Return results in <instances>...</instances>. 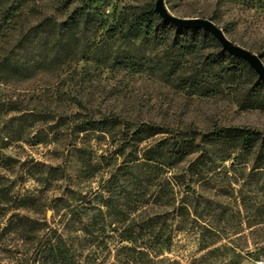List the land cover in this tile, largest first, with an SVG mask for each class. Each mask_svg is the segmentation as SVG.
I'll return each mask as SVG.
<instances>
[{"label":"trees","instance_id":"obj_1","mask_svg":"<svg viewBox=\"0 0 264 264\" xmlns=\"http://www.w3.org/2000/svg\"><path fill=\"white\" fill-rule=\"evenodd\" d=\"M35 2L0 0V39L19 24L14 44L0 46V80L48 82L16 95L44 101L30 98L11 109L19 118L33 117V124H49L50 137L37 132L32 139L54 143L65 164H42L46 170L35 179L42 189L36 192L20 194L0 175V220L10 209L54 212L50 219L12 213L0 221V240L13 233L21 242L14 250L1 246L0 264H182L163 256L180 233L195 237L198 251L207 249L188 264H210V256L218 259L215 264H233L223 253L236 230L202 224L203 215L219 218L223 212L222 202L206 198L203 190L209 188L208 174H219L228 161L233 168L244 152L253 155L256 167L264 164V131L174 127L123 115L94 93L98 87L111 94L113 88L100 86L104 72H148L201 95L217 86L237 88L240 109H264V80L210 32L164 21L155 0L124 7L113 19L105 13L110 0H58L45 13L36 11ZM90 23L92 32L85 36ZM2 150L0 167L10 169L12 158ZM74 156L78 165L69 172ZM52 186L62 190L49 198L43 192ZM210 190L219 198L234 188L215 184Z\"/></svg>","mask_w":264,"mask_h":264},{"label":"rangeland","instance_id":"obj_2","mask_svg":"<svg viewBox=\"0 0 264 264\" xmlns=\"http://www.w3.org/2000/svg\"><path fill=\"white\" fill-rule=\"evenodd\" d=\"M57 1L36 0V11L41 10L43 13L50 11V6L56 5ZM146 1L149 0H110L105 13L109 19H113L124 7L139 5ZM164 2L167 9L176 16L211 18L233 43L261 54L264 64V0H164ZM26 9L28 12V8ZM69 12L70 10L67 13ZM35 13L28 15L26 24L33 21ZM18 26L19 24L9 30L6 37L0 39L2 50L14 44ZM87 28L85 36L92 32L91 23ZM15 51L19 52V49ZM100 77L101 87L103 86L106 91L109 88L113 89L111 94L100 93V88L97 87L94 98H105L104 104L114 106L123 115L139 114L145 119L152 118L157 122L169 123L180 128L190 127L196 131L210 130L214 125L240 126L264 131V109H240L235 103L238 97H242L237 88L217 86L212 93L201 95L175 88L171 83L148 72L134 75L120 72L112 77L108 72H104ZM47 84L48 82L37 79L33 82L8 83L0 80V146H3L2 152L12 158L10 161L12 167L10 169L0 167V175L4 176L20 194L42 189V185L35 181L37 171L46 170L47 165L65 164L63 156H56L54 143L35 144V140L32 139L37 132L50 137L52 133L48 128L49 124L43 121L33 124V117L19 118L20 113L11 109L20 101L26 104L30 98L44 101L46 97L16 95L21 90ZM90 144L95 146L93 138ZM42 164L46 166L43 167ZM75 165H78V159L74 156L70 158L69 172H72ZM217 172L219 174H208L209 188L203 190V195L206 198L219 199L223 212L219 218H213V212L210 216L203 215L202 224L224 227L229 231L236 230L231 236L234 240L228 244L231 249L223 253L226 261H232L233 264H257L261 260L264 263V164L256 167L253 155L244 152L243 158L239 159L233 168L228 161L219 166ZM215 184H221L225 188L231 185L234 190H229L227 195L222 194L218 198L210 190ZM63 185L64 182L60 186ZM194 188L197 193L201 192L197 183ZM61 190L52 186L43 194L50 198L52 195H59ZM47 212H49L47 218L50 219L54 214L51 208H43L40 212L10 209L4 220L0 221H5L12 213L41 218L47 215ZM55 218L57 219V216ZM18 243L21 242L13 233H7L0 240V248L6 244L9 249L14 250V247L19 246ZM197 243L195 237L180 233L175 237L171 250L164 251L163 256L188 264L192 258L202 256L207 250L198 251ZM3 257L4 253L0 254V259H4ZM217 260L213 256L207 258L210 264H215Z\"/></svg>","mask_w":264,"mask_h":264},{"label":"water","instance_id":"obj_3","mask_svg":"<svg viewBox=\"0 0 264 264\" xmlns=\"http://www.w3.org/2000/svg\"><path fill=\"white\" fill-rule=\"evenodd\" d=\"M154 10L164 21L176 26L201 28L204 31L210 32L220 43L223 50L246 61L257 74L258 79L264 80V64L261 59V54L253 53L233 43L225 35L224 31L210 18L176 16L167 9L164 0H155ZM47 216L49 217V212H47Z\"/></svg>","mask_w":264,"mask_h":264},{"label":"built area","instance_id":"obj_4","mask_svg":"<svg viewBox=\"0 0 264 264\" xmlns=\"http://www.w3.org/2000/svg\"><path fill=\"white\" fill-rule=\"evenodd\" d=\"M257 264H264V263H263V261L260 260L257 262Z\"/></svg>","mask_w":264,"mask_h":264}]
</instances>
